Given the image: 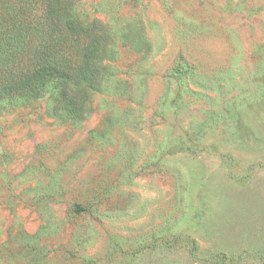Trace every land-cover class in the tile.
<instances>
[{
    "label": "rangeland",
    "instance_id": "obj_1",
    "mask_svg": "<svg viewBox=\"0 0 264 264\" xmlns=\"http://www.w3.org/2000/svg\"><path fill=\"white\" fill-rule=\"evenodd\" d=\"M74 2L99 77L0 102V264H264V0Z\"/></svg>",
    "mask_w": 264,
    "mask_h": 264
},
{
    "label": "trees",
    "instance_id": "obj_2",
    "mask_svg": "<svg viewBox=\"0 0 264 264\" xmlns=\"http://www.w3.org/2000/svg\"><path fill=\"white\" fill-rule=\"evenodd\" d=\"M75 7L74 0H0V102L39 98L59 84L66 109L81 110L99 77L103 33Z\"/></svg>",
    "mask_w": 264,
    "mask_h": 264
}]
</instances>
